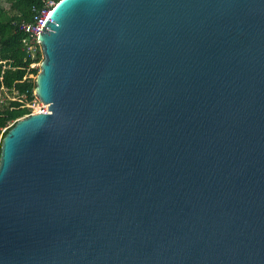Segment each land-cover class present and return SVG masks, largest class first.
I'll return each mask as SVG.
<instances>
[{
    "label": "water",
    "instance_id": "95a60500",
    "mask_svg": "<svg viewBox=\"0 0 264 264\" xmlns=\"http://www.w3.org/2000/svg\"><path fill=\"white\" fill-rule=\"evenodd\" d=\"M0 142V264H264V0H59Z\"/></svg>",
    "mask_w": 264,
    "mask_h": 264
},
{
    "label": "trees",
    "instance_id": "16d2710c",
    "mask_svg": "<svg viewBox=\"0 0 264 264\" xmlns=\"http://www.w3.org/2000/svg\"><path fill=\"white\" fill-rule=\"evenodd\" d=\"M48 1L0 0V142L19 118L32 112L26 104L36 99L35 76L40 67L31 64L43 58L40 54L31 58L26 47L27 33L21 26L35 24L42 11L49 8Z\"/></svg>",
    "mask_w": 264,
    "mask_h": 264
},
{
    "label": "built area",
    "instance_id": "2783aa9c",
    "mask_svg": "<svg viewBox=\"0 0 264 264\" xmlns=\"http://www.w3.org/2000/svg\"><path fill=\"white\" fill-rule=\"evenodd\" d=\"M54 1L49 0L47 2V6L53 7L54 6ZM49 8L44 9L42 11L43 15L37 19V22L35 24H30V23H25L23 24L21 27L22 29L27 33V38H26V47H27V51L28 53L31 55V58L34 59L35 57H37L38 54L41 55V57L43 58V53H42V48L41 45L38 41V34L39 31L44 23V19L47 16V12L49 11ZM51 9V8H50ZM40 62H34L31 64V66H37L39 65ZM38 100V98L36 97V99H34V101L31 104H26L29 107H32V105H34L35 101ZM42 109L38 110L37 112H44V104H42ZM35 113V112H31L30 114ZM30 114H26L23 117L29 116Z\"/></svg>",
    "mask_w": 264,
    "mask_h": 264
},
{
    "label": "rangeland",
    "instance_id": "374dc122",
    "mask_svg": "<svg viewBox=\"0 0 264 264\" xmlns=\"http://www.w3.org/2000/svg\"><path fill=\"white\" fill-rule=\"evenodd\" d=\"M37 66H39V65H37ZM42 104L43 103L39 99L36 100L34 105H32V107H31L32 108V112H37L38 110L42 109V107H43Z\"/></svg>",
    "mask_w": 264,
    "mask_h": 264
}]
</instances>
